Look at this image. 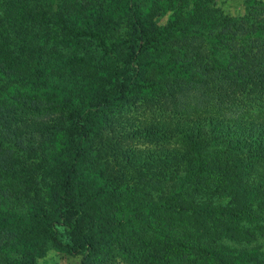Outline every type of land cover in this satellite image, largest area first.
<instances>
[{
  "label": "trees",
  "instance_id": "1",
  "mask_svg": "<svg viewBox=\"0 0 264 264\" xmlns=\"http://www.w3.org/2000/svg\"><path fill=\"white\" fill-rule=\"evenodd\" d=\"M218 2L0 0V209L92 250L118 222L78 203L92 144L108 195H129L119 225L140 230L115 241L128 264H264L243 257L264 237V2Z\"/></svg>",
  "mask_w": 264,
  "mask_h": 264
},
{
  "label": "rangeland",
  "instance_id": "2",
  "mask_svg": "<svg viewBox=\"0 0 264 264\" xmlns=\"http://www.w3.org/2000/svg\"><path fill=\"white\" fill-rule=\"evenodd\" d=\"M258 1L264 2V0H219L218 6L227 13L238 16L245 13L246 6ZM167 8L168 6L163 9L164 12ZM165 13L163 16L158 15L157 18L150 21L154 30H158L165 23L167 24L169 12ZM87 146L89 148L88 158L81 164L78 177L75 180L78 203L87 212L85 213L86 216H99L100 220L107 221L117 215L118 222L110 225L99 221L96 229L91 230V234L89 233L93 240V249H90L89 252L79 250L78 253L69 254L59 246L58 241L53 240L55 230L62 229L57 223L53 228L46 230L37 226L30 227L27 222H23L24 219L28 218L27 215H14L12 210L5 207L0 209V231H3L1 230L2 227L8 226V231L11 234L7 237L9 245L5 246V248L0 247V264H101L105 262L108 264H128L126 258V261L122 259L119 246L115 241L124 240L128 243L132 240L133 244H138L142 240L140 235L135 233L140 230L127 224L125 218L123 219L125 224L119 225V218L122 221V216L126 214V211L129 212L128 210H130V203L127 199L129 195L119 196L118 198H112L108 195L109 190L104 186V178L101 177L103 159H99L98 155L92 151V144ZM25 214L27 213L25 212ZM14 217L17 220L14 221ZM259 217L261 219V212ZM250 225H247V220H244L239 228L234 226L225 228L223 233L225 235L233 234L235 235L234 238H239L243 233H246V229ZM88 227H91V224ZM261 227L256 228V235L261 236L258 243L250 245L249 253H245L247 256L243 255L248 261L259 259L256 256V251L264 253V237L261 235ZM250 230L252 228H249V232ZM59 235V241L63 243L69 241L65 231H62V235L61 233ZM222 242L226 246L229 245L230 251H233V248H239L238 245H234L233 241L231 242L227 238H224ZM236 254L237 256L240 255L238 252ZM130 264L143 263L131 262Z\"/></svg>",
  "mask_w": 264,
  "mask_h": 264
}]
</instances>
